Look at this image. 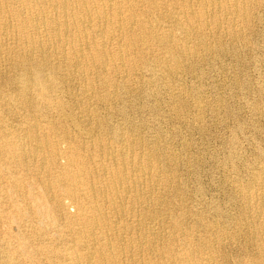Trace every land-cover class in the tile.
Masks as SVG:
<instances>
[{
	"label": "bare ground",
	"instance_id": "obj_1",
	"mask_svg": "<svg viewBox=\"0 0 264 264\" xmlns=\"http://www.w3.org/2000/svg\"><path fill=\"white\" fill-rule=\"evenodd\" d=\"M249 1L178 0L174 11L172 0H0V63L7 57L15 71L0 82V221L17 227L32 217L42 227L0 237V264H211L212 245L202 257L173 214L159 243L156 219L166 211L156 191L176 187L161 162L174 157L124 133L112 148L104 141L111 124L91 103L131 88L147 51L164 49L154 65L168 75L178 63L173 28L184 40L208 22L219 29L223 10L246 21ZM148 74L150 83L156 72ZM9 115L19 119L9 124ZM235 190L262 214L264 169ZM248 235L260 241L250 264H264V216Z\"/></svg>",
	"mask_w": 264,
	"mask_h": 264
},
{
	"label": "rangeland",
	"instance_id": "obj_2",
	"mask_svg": "<svg viewBox=\"0 0 264 264\" xmlns=\"http://www.w3.org/2000/svg\"><path fill=\"white\" fill-rule=\"evenodd\" d=\"M177 2H171L174 11L178 9ZM249 2L252 5H246V21L223 10L219 29L208 22V28L192 30L194 34L191 32L189 39L184 40L179 29L173 28L175 42L171 51L172 55H178L176 65L184 56L179 67L175 65L166 76L154 65L158 58L166 55L164 49L147 51L142 60L136 62L140 64L139 74L132 78L131 88L118 87L109 102L97 105L99 101L94 100L91 103L94 109L98 108V116L105 117V122L111 124L104 141L110 142L112 148L117 144L114 139L124 133L139 137L146 147L158 145L162 157L165 154L174 157L161 162L163 169L171 171L176 187L165 185L156 191L162 201L159 207L166 211L159 216L160 221L156 219L155 228L160 227L163 233L159 243L172 229L168 217L173 214L179 221L181 233L199 248L202 257L212 245L215 252L211 264H250L260 242L259 236L248 235L250 223L261 221L264 216V199L259 203L262 214L257 215L235 190L252 183V173L264 169V0ZM210 11L206 16L212 13ZM230 21L233 26L230 29L236 30L235 34H228ZM202 38L205 45L201 44ZM3 60L0 82L5 76L15 74L7 57ZM150 68L156 75L149 83ZM68 84L74 86L69 85V93L76 94L77 86ZM66 95L69 99L70 95ZM74 107L72 105L69 111L76 112ZM11 119L7 123L10 120L9 124L13 125L19 117ZM64 201L67 200L64 198ZM70 206L68 209L72 210L74 207ZM18 225L10 227L0 221V237L11 240L17 230L32 236L37 228L42 229L32 217L19 221Z\"/></svg>",
	"mask_w": 264,
	"mask_h": 264
}]
</instances>
